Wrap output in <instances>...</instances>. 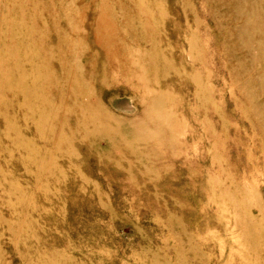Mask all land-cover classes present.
Listing matches in <instances>:
<instances>
[{
	"label": "rangeland",
	"instance_id": "obj_1",
	"mask_svg": "<svg viewBox=\"0 0 264 264\" xmlns=\"http://www.w3.org/2000/svg\"><path fill=\"white\" fill-rule=\"evenodd\" d=\"M0 264H264V0H0Z\"/></svg>",
	"mask_w": 264,
	"mask_h": 264
}]
</instances>
